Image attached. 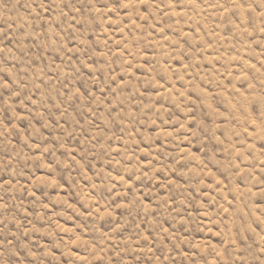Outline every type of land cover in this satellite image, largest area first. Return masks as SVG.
<instances>
[{"label":"rangeland","instance_id":"374dc122","mask_svg":"<svg viewBox=\"0 0 264 264\" xmlns=\"http://www.w3.org/2000/svg\"><path fill=\"white\" fill-rule=\"evenodd\" d=\"M0 264H264V0H0Z\"/></svg>","mask_w":264,"mask_h":264}]
</instances>
